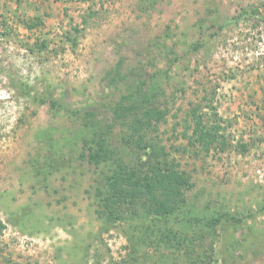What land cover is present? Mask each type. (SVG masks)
Here are the masks:
<instances>
[{"label": "rangeland", "instance_id": "374dc122", "mask_svg": "<svg viewBox=\"0 0 264 264\" xmlns=\"http://www.w3.org/2000/svg\"><path fill=\"white\" fill-rule=\"evenodd\" d=\"M0 224V264H264V0H0Z\"/></svg>", "mask_w": 264, "mask_h": 264}, {"label": "trees", "instance_id": "16d2710c", "mask_svg": "<svg viewBox=\"0 0 264 264\" xmlns=\"http://www.w3.org/2000/svg\"><path fill=\"white\" fill-rule=\"evenodd\" d=\"M195 50H197V47H195ZM14 88H15V90H17L18 86L15 85ZM140 89H141V87L138 90H140ZM137 93L140 94V91H137ZM144 97H143L144 98L143 102H147V100H148L147 95L144 94ZM39 101L42 104H45L47 102V100L43 99V98L39 99ZM49 105L54 107V106H56V102L54 100H50ZM134 108H135V106H133V105L132 106L131 105L119 106L117 109H115L114 115L116 117H125L127 115V113L133 112ZM143 115L145 117L154 118V119H159V116H160L159 113H157V111L152 109V108L144 111ZM200 119H201V117L198 116L197 121H195L194 126H193V133L198 137L197 139H199L201 141H204L205 139L212 141L214 138L213 137L214 135H212V132H213V130H215V127H206V126L202 125V121ZM216 124H219V123H216ZM92 143H93V147H89V151L87 153L88 162L90 164L99 165L101 163L114 161L115 151L107 146L106 140L104 138H102L101 136H98L97 138L92 140ZM122 170H125V169L123 167H119L117 172H114L113 175L108 177V179L113 181L112 185L118 184L121 180H124V178L129 182L132 181L131 173H125L126 171H122ZM118 173H120V174H118ZM123 173H125L126 176H124ZM134 183H138V180H136ZM149 187H147V190L150 189ZM160 210H164V212H166L168 209L166 206H163V207L159 208V211ZM112 217H113L112 213H109V215L107 216V218H109V219H112ZM218 223H220V219L209 221V225H212L213 228ZM2 228H3V226L0 224V231Z\"/></svg>", "mask_w": 264, "mask_h": 264}]
</instances>
